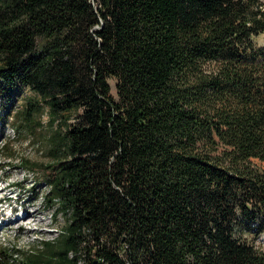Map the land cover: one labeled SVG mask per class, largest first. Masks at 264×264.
I'll return each mask as SVG.
<instances>
[{
  "label": "trees",
  "instance_id": "1",
  "mask_svg": "<svg viewBox=\"0 0 264 264\" xmlns=\"http://www.w3.org/2000/svg\"><path fill=\"white\" fill-rule=\"evenodd\" d=\"M263 34L264 0H0V97L47 109L29 193L65 219L0 264H264Z\"/></svg>",
  "mask_w": 264,
  "mask_h": 264
},
{
  "label": "rangeland",
  "instance_id": "2",
  "mask_svg": "<svg viewBox=\"0 0 264 264\" xmlns=\"http://www.w3.org/2000/svg\"><path fill=\"white\" fill-rule=\"evenodd\" d=\"M256 41L264 47V34ZM109 84L111 94L117 100L116 81L109 80ZM6 93L3 99L0 97V200H5L0 206V216L4 217L0 227V244L23 251L34 250L41 240L57 238L58 231L65 225L63 217H54L43 200L35 199L29 193L31 190L41 193L48 189L44 184L36 183L41 180L42 173H37L32 163L46 165L49 162L47 138L52 129L47 125V109L41 117L43 127L35 125L40 120L36 118L31 128L20 129L11 116L22 110L31 93L20 88ZM24 160H29V163L19 162ZM5 188H11L12 193ZM27 211L38 212V216L32 219L25 214ZM259 245L264 252V235Z\"/></svg>",
  "mask_w": 264,
  "mask_h": 264
},
{
  "label": "bare ground",
  "instance_id": "3",
  "mask_svg": "<svg viewBox=\"0 0 264 264\" xmlns=\"http://www.w3.org/2000/svg\"><path fill=\"white\" fill-rule=\"evenodd\" d=\"M0 190H1V189H0ZM25 214H26V215H30L32 219H33V218H36V217L38 216V212H32V213H30V212L27 211V213H25ZM25 221H26V219H25Z\"/></svg>",
  "mask_w": 264,
  "mask_h": 264
}]
</instances>
